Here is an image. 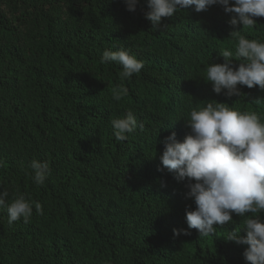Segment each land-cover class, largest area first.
Masks as SVG:
<instances>
[{
    "label": "trees",
    "instance_id": "1",
    "mask_svg": "<svg viewBox=\"0 0 264 264\" xmlns=\"http://www.w3.org/2000/svg\"><path fill=\"white\" fill-rule=\"evenodd\" d=\"M148 10L146 0L135 11L124 0H0V190L6 203L22 194L43 208L11 225L0 208V264H249L246 246L226 240L244 218L208 236L188 229L187 181L159 156L165 137L189 131L193 107L224 102L264 118L258 86L229 98L203 80L222 49L234 51L231 31L264 41V17L244 29L221 6L189 7L154 27ZM118 48L144 64L126 80L101 62ZM117 86L128 89L120 101ZM129 110L143 128L116 141L110 121ZM32 160L49 166L42 185Z\"/></svg>",
    "mask_w": 264,
    "mask_h": 264
},
{
    "label": "clouds",
    "instance_id": "2",
    "mask_svg": "<svg viewBox=\"0 0 264 264\" xmlns=\"http://www.w3.org/2000/svg\"><path fill=\"white\" fill-rule=\"evenodd\" d=\"M139 0H124L128 11H135ZM145 17L155 27L162 18L178 10L192 7L201 12L213 5L221 6L230 16L232 26L253 29L256 18L264 17V0H146ZM236 43L234 51L222 49L223 62H212L206 67L205 82H210L216 94L226 97L240 96L238 85L264 91V41L249 39L238 30L230 32ZM234 58V59H233ZM234 60L238 64H234ZM102 63L115 62L122 67L120 78L126 80L139 73L143 61L127 50L106 49ZM128 89L117 86L112 98L120 101ZM189 131L178 140L173 131L165 137L162 154L163 168L178 181L186 180L185 198L195 207L185 208L188 229H196L202 236L233 221V214L243 217V226L228 232L226 240L245 245L243 258L249 264H264V118L255 111H240L224 102H207L193 107L184 119ZM116 141H125L138 125L131 110L124 117L110 121ZM32 180L42 185L49 175L46 162L32 160ZM162 186H164L162 184ZM9 193L0 190V208H6L8 223L30 222L33 210L43 214L41 203L17 194L6 203ZM243 229L244 235H240ZM174 235H188L186 229H174Z\"/></svg>",
    "mask_w": 264,
    "mask_h": 264
}]
</instances>
